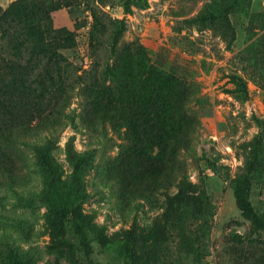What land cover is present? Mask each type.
I'll return each mask as SVG.
<instances>
[{
    "label": "rangeland",
    "instance_id": "1",
    "mask_svg": "<svg viewBox=\"0 0 264 264\" xmlns=\"http://www.w3.org/2000/svg\"><path fill=\"white\" fill-rule=\"evenodd\" d=\"M52 20L71 31L62 51L81 77H70L56 130L0 148V163H17L14 178L0 169V264H194L177 219L200 264H264V0H63ZM130 59L127 77L118 66ZM109 84L121 98L134 85L163 88L175 127L150 132L165 160L89 121L90 88ZM244 187L250 213L237 199ZM77 205L107 241L76 229Z\"/></svg>",
    "mask_w": 264,
    "mask_h": 264
},
{
    "label": "trees",
    "instance_id": "2",
    "mask_svg": "<svg viewBox=\"0 0 264 264\" xmlns=\"http://www.w3.org/2000/svg\"><path fill=\"white\" fill-rule=\"evenodd\" d=\"M62 4L63 0H13L6 7L0 6V150L3 154L7 145L20 136L39 130H56L61 120L60 113L68 104L69 90L73 88L69 84L70 77L72 74L76 80L81 77L80 67L62 51L71 31L53 25L52 12ZM125 7L128 9L130 6L126 3ZM94 19L96 28L99 20L96 12ZM133 59L118 66L122 75H131ZM153 67L149 65L150 70ZM98 92L105 96V101L97 102ZM164 92L163 88H155L151 84L134 85L121 98L123 95H119L112 84L99 86V89L92 87L89 112L95 116L89 117V121L92 124L109 123L118 131L122 129L127 139L133 137V148L139 153L149 154V149L157 147L155 157L163 161L168 152L160 144L162 136L150 131L175 127L169 118L170 107L162 96ZM179 138L175 135L173 141L178 142ZM84 162V157L78 159L76 167L80 168ZM0 166L4 179L14 178L11 172L17 166L15 160L3 158ZM237 192L239 206L244 213H250L247 187ZM177 196L178 211L185 216L187 207L182 202L186 196L181 191ZM53 209L63 215L68 214L66 209H59L55 203ZM69 212L73 213L76 229L81 232L88 229L101 241H107L104 227L95 221L93 213L84 212L80 205ZM173 224L181 232L185 255L192 256L194 264H200L198 245L193 234L186 229V222L177 219ZM15 264L21 263L16 261ZM132 264L147 263L134 255Z\"/></svg>",
    "mask_w": 264,
    "mask_h": 264
}]
</instances>
